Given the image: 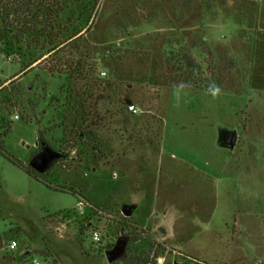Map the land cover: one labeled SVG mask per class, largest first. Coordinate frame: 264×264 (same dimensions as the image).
Returning <instances> with one entry per match:
<instances>
[{
  "label": "rangeland",
  "instance_id": "374dc122",
  "mask_svg": "<svg viewBox=\"0 0 264 264\" xmlns=\"http://www.w3.org/2000/svg\"><path fill=\"white\" fill-rule=\"evenodd\" d=\"M57 1L73 42L0 51V264H110L108 247L133 231L164 250L158 264H264V0ZM184 54L198 75L177 69ZM80 60L93 76L73 75ZM187 76L221 95L192 86L175 107ZM71 93L94 135L80 145ZM222 128L237 130L234 150ZM39 133L70 154L37 180Z\"/></svg>",
  "mask_w": 264,
  "mask_h": 264
},
{
  "label": "trees",
  "instance_id": "16d2710c",
  "mask_svg": "<svg viewBox=\"0 0 264 264\" xmlns=\"http://www.w3.org/2000/svg\"><path fill=\"white\" fill-rule=\"evenodd\" d=\"M80 1L90 4L91 0H78V2ZM62 10L63 7L57 0H54L52 4L49 3V0H0V45L4 47L0 51L6 53L9 58L13 55H17L19 59H22L27 56L26 53H23L24 43L27 45L26 48L29 49H27L28 52L31 50L32 44H37L41 40H44L50 47L47 53L52 55L62 45L67 42H73V38H75L76 35L64 38L63 31L56 27V22ZM74 48L78 50V46ZM34 56L33 53L30 54L29 59L31 62L26 66L27 69L37 63L41 58ZM179 57L180 53H173L171 61H177ZM178 64L177 69L179 71L188 69L190 72L198 75L199 68L196 67L188 55L184 54ZM87 67H89L87 62H82L80 60L77 63V69L73 75L84 76L86 79L90 78L94 75L95 69ZM26 68H24L23 72L27 70ZM191 78L192 77L187 76L186 82H190L194 87L202 85L208 86L205 82H193ZM69 97H71L69 104L73 105L71 111H74L72 114V134L74 135H72V137L76 140V144L80 145L84 137L92 139L94 136L92 132L84 133L83 130L89 112L86 109V101H80V95L71 93ZM57 102L59 103V100ZM78 106L79 108L77 109ZM62 114L63 116L60 117L62 120L59 125L60 127H63L66 120L64 116L66 113L63 112ZM42 134L43 133L38 134V143L43 141L45 148L52 149L50 144L44 141ZM55 154L57 156L55 160H62L68 157L70 153L59 150L55 151ZM33 171V169L32 171L27 169L28 174L38 180L37 176L33 174ZM125 218L129 219L130 217ZM80 222H82L81 224L83 225L84 220ZM88 229L89 228L86 227L84 230ZM114 247L115 245L113 244L110 245L108 249H113ZM155 248L156 257H152L151 252H154ZM163 251L164 250L161 249L159 245L155 246L150 239H145L141 234L133 231L129 235L123 257L117 262L120 261L122 264H158L159 254L163 255ZM19 260H25V257L21 256Z\"/></svg>",
  "mask_w": 264,
  "mask_h": 264
},
{
  "label": "water",
  "instance_id": "95a60500",
  "mask_svg": "<svg viewBox=\"0 0 264 264\" xmlns=\"http://www.w3.org/2000/svg\"><path fill=\"white\" fill-rule=\"evenodd\" d=\"M238 142V132L234 129L222 128L219 131L218 143L222 148L234 150ZM56 154L50 148L43 150L41 154L36 156L30 166L38 173H45L53 164L56 159ZM136 205H125L122 208V213L125 217H131L136 210ZM127 240L120 239L115 247L106 253L107 260L110 264H113L120 260L126 250ZM184 264V263H176Z\"/></svg>",
  "mask_w": 264,
  "mask_h": 264
},
{
  "label": "clouds",
  "instance_id": "9594fccd",
  "mask_svg": "<svg viewBox=\"0 0 264 264\" xmlns=\"http://www.w3.org/2000/svg\"><path fill=\"white\" fill-rule=\"evenodd\" d=\"M192 88L190 82L180 81L172 85V96L174 100V106L180 107L184 102V98L189 95ZM222 93V89L216 83H211L205 91V95L211 96L213 100L219 98Z\"/></svg>",
  "mask_w": 264,
  "mask_h": 264
},
{
  "label": "built area",
  "instance_id": "2783aa9c",
  "mask_svg": "<svg viewBox=\"0 0 264 264\" xmlns=\"http://www.w3.org/2000/svg\"><path fill=\"white\" fill-rule=\"evenodd\" d=\"M129 110L132 111L133 113L137 112V109L134 105L129 107ZM16 119L18 118V116L15 117ZM82 206V204L80 203L79 207ZM93 239L95 242L99 243L101 241V235L98 231H94L93 232ZM17 248V243L15 241L11 242L10 244V249L11 250H15ZM32 264H41L38 260H33Z\"/></svg>",
  "mask_w": 264,
  "mask_h": 264
},
{
  "label": "flooded vegetation",
  "instance_id": "af4514ba",
  "mask_svg": "<svg viewBox=\"0 0 264 264\" xmlns=\"http://www.w3.org/2000/svg\"><path fill=\"white\" fill-rule=\"evenodd\" d=\"M37 145H38V146H37V148H38V152H37L36 156H38L39 154H41V153L43 152V150L46 149L45 146H44V142H43V141L37 143ZM51 150H52V149H51ZM52 151L55 152V150H52ZM36 156H35V157H36ZM35 157H34V158H35ZM34 158H33V159H34ZM33 159H32V160H33ZM32 160L30 161V164H31ZM56 162H57V160H54L53 164L56 163ZM36 173H37V172H36Z\"/></svg>",
  "mask_w": 264,
  "mask_h": 264
}]
</instances>
